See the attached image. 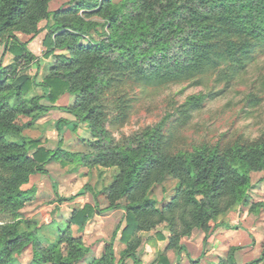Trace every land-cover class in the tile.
Returning a JSON list of instances; mask_svg holds the SVG:
<instances>
[{
  "label": "trees",
  "instance_id": "16d2710c",
  "mask_svg": "<svg viewBox=\"0 0 264 264\" xmlns=\"http://www.w3.org/2000/svg\"><path fill=\"white\" fill-rule=\"evenodd\" d=\"M50 2L0 0L2 55L10 52L14 56L8 64L0 58V264H20L16 254L30 243L32 264H77L90 251L83 238L89 220L96 213L118 208L125 211V223L118 225L103 254L89 264H126L128 259L144 264L138 256L144 242L142 231H153L160 240L167 238L166 250L173 249L178 259L185 249L182 238L195 227L205 232L206 245L212 221L249 203L252 173L264 170V132L255 139L202 142L192 150H176L167 137L169 130L164 131L173 113L119 140L111 131L129 117L131 85L198 83L210 72L219 82H231L246 71L264 53V0H70L71 7L54 12ZM44 19L49 21L44 55H54L55 61L51 73L39 80L37 74L26 72L32 63H38L39 56L17 32L33 37L42 30ZM104 24L103 36L84 39L93 29L98 33L97 27ZM34 88H42L43 93L27 96ZM66 91L75 95L74 103L56 105ZM213 96V91L189 96L176 109L178 120L186 122ZM53 109L75 116L56 122L60 143L62 126L70 123L73 130L86 123L94 138V153L66 151V156L89 165L118 166L120 171L106 187L108 205L100 207L96 200L94 205L74 209L67 224L59 227L58 239L43 245L40 227L23 217L22 211L35 188L23 185L40 173L52 179L60 200H73L92 189L85 185L75 195L63 197L47 165L64 151L60 145L46 148L39 139L24 134L25 128ZM21 115L32 119L20 123ZM170 176L177 179L174 193L159 204L150 192ZM251 208L264 211V200L252 203ZM160 224H165L169 236L158 230ZM119 231L126 248L117 259L114 244ZM237 249L230 247L212 264H240ZM263 256L264 251L244 264H255ZM154 263L171 264L164 253ZM192 264H201L200 259Z\"/></svg>",
  "mask_w": 264,
  "mask_h": 264
},
{
  "label": "rangeland",
  "instance_id": "374dc122",
  "mask_svg": "<svg viewBox=\"0 0 264 264\" xmlns=\"http://www.w3.org/2000/svg\"><path fill=\"white\" fill-rule=\"evenodd\" d=\"M116 2L121 0H114ZM70 0H51L50 9L55 11L59 8L71 7ZM94 19L104 22L99 15H94ZM52 21V20H51ZM48 20L40 22L42 28L39 33L32 37V34H25L18 31L22 40L29 41L30 49L39 56L38 63H32L27 68V73L37 74L39 80L45 79L51 73V65L55 61V56L44 55L47 46L43 40L48 32L45 28ZM98 33L94 29L84 39L99 38L103 31L107 30L106 25L97 27ZM4 42L0 39V58L3 56ZM14 56L6 52L3 56V63L8 64ZM215 74L210 72L201 77L200 82L183 81L181 83H169L161 87L151 85H131L129 93L133 97L132 106L128 119L117 126L112 127V135L117 140L132 136L143 128L154 125L168 116L167 125L164 131L170 138L171 146L176 150H192L193 146L202 142L217 143L230 140L255 139L264 132V53L259 54L246 71L231 82L215 80ZM214 92L212 98H207L204 104L195 109L186 122H180L177 108L191 95L198 93ZM222 91L219 94H215ZM43 93L42 88H34L27 96ZM75 95L69 91L62 93L56 105H72ZM43 103L51 104L43 99ZM62 118L75 119V116L61 109H53L39 117L33 126L24 129V134L39 139L43 146L55 149L59 145L64 151L60 157L48 163L47 168L58 182L59 193L63 197H70L78 193L85 185L89 189L85 194L77 196L73 200H60L56 194L52 179L46 174H36L31 177L29 183L23 188H35V192L30 201L23 207V217L40 227L39 233L44 239L42 244L47 245L48 241H56L59 237L58 229L65 226L72 215V211L81 208L87 203L93 204L97 200L100 207L109 204L106 187L114 180L115 175L120 171L118 166L104 167L98 164H84L77 158L70 159L66 156V151L94 153L91 141L94 139L87 124L81 122L76 130L72 129V123L62 126L63 140L60 143V135L56 122ZM32 119L31 116L21 115L18 117L20 123H26ZM167 128V129H166ZM35 148L32 149V152ZM177 179L171 176L164 182L155 184L150 192L151 196L157 199L159 204L169 200L175 190ZM252 188L249 191L250 201L247 204L235 206L229 211L218 216V219L211 223L219 222L223 228L234 230L238 246L236 257L240 264L253 261L262 255L264 251V211L260 208L253 210L251 204L264 200V170L252 173ZM96 193V196L94 195ZM124 210H107L102 214H95L88 222L83 233L85 243L90 247L89 253L77 264H88L99 254L98 248L104 243L112 240L113 233L118 225H123ZM242 225L254 236V242H244L247 235L244 231H237L234 226ZM165 224H160L158 230L168 235ZM73 229L76 226L73 225ZM200 229L195 227L193 231ZM199 231V230H198ZM214 235L213 230L211 231ZM75 233L78 232L75 230ZM144 242L140 246L138 256L146 264H156L151 260L158 252L155 248L148 252V244L154 245L157 240L155 232L142 231ZM169 236V235H168ZM185 237V236H184ZM47 238V240H46ZM161 242V243H162ZM117 248L120 246L115 243ZM163 245V244H162ZM252 247H250V246ZM232 247V245H231ZM250 247V248H248ZM102 249V248H101ZM170 251L175 252L173 249ZM119 251V250H118ZM168 256V250H160ZM176 253V252H175ZM156 255V259L159 257ZM33 244L30 243L24 250L16 254L20 264H32ZM49 264V263H45ZM126 264H133L132 259H128ZM255 264H264V256Z\"/></svg>",
  "mask_w": 264,
  "mask_h": 264
},
{
  "label": "crops",
  "instance_id": "0c3cea01",
  "mask_svg": "<svg viewBox=\"0 0 264 264\" xmlns=\"http://www.w3.org/2000/svg\"><path fill=\"white\" fill-rule=\"evenodd\" d=\"M111 210H117V209H111ZM219 222L220 221L212 223V230L214 232V235H212V232L210 233L206 245H204L203 242L205 232L202 229H198L199 231L198 230L193 231L191 235L183 237L182 242L185 245V249L181 253L180 259H178V256L175 252L170 251L168 249V258L170 260V263L192 264V260H197V259H200L201 264L217 263L221 257H224L227 254L231 245L234 246L235 244H238V241L236 240V236L233 233H231L234 230L230 228L224 229L223 228L224 226L219 225ZM237 231H244L247 233V235L244 238V242H248V243L254 242L253 238L251 237L252 234L250 232H247L246 228H239ZM161 242L162 241L157 240V242H155L154 245H152L153 243L152 244L149 243L147 251L150 252L152 251V248H155L156 250L158 248V252H156L157 253L156 255H158L160 250H164V249L166 250V245L168 241H164L162 243ZM115 243H118V245L120 246V248L118 249L116 244H114L117 259H119L121 255V251L126 248V243L121 240V231H119V233L117 234ZM105 244L106 242L104 243L103 247L98 248V251L100 250L99 254L96 255L94 258L100 257L103 254ZM140 248L138 249V251L140 250ZM156 255L151 260L152 262L156 261ZM143 263L146 264L145 261H143Z\"/></svg>",
  "mask_w": 264,
  "mask_h": 264
}]
</instances>
